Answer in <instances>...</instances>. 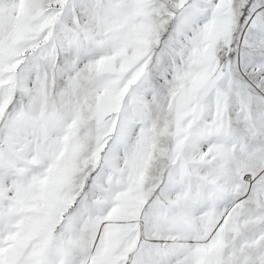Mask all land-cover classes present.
I'll return each mask as SVG.
<instances>
[{
	"label": "snow or ice",
	"instance_id": "6c2138e0",
	"mask_svg": "<svg viewBox=\"0 0 264 264\" xmlns=\"http://www.w3.org/2000/svg\"><path fill=\"white\" fill-rule=\"evenodd\" d=\"M0 264H264V0H0Z\"/></svg>",
	"mask_w": 264,
	"mask_h": 264
}]
</instances>
